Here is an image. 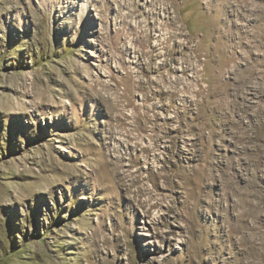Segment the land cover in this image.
<instances>
[{"label":"rangeland","instance_id":"rangeland-1","mask_svg":"<svg viewBox=\"0 0 264 264\" xmlns=\"http://www.w3.org/2000/svg\"><path fill=\"white\" fill-rule=\"evenodd\" d=\"M0 264H264V0H0Z\"/></svg>","mask_w":264,"mask_h":264}]
</instances>
